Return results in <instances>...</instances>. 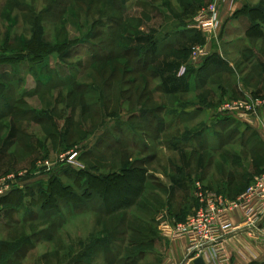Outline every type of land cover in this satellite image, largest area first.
<instances>
[{"label":"rangeland","instance_id":"rangeland-1","mask_svg":"<svg viewBox=\"0 0 264 264\" xmlns=\"http://www.w3.org/2000/svg\"><path fill=\"white\" fill-rule=\"evenodd\" d=\"M229 1L0 0V198L14 192L0 203V264H163L160 215L180 223L202 193L233 201L254 185L264 34L246 32L264 0H238V17ZM209 7L217 28L203 35ZM197 47L206 56L192 60ZM243 102L260 104L253 125L220 111ZM127 170L146 180L131 206L84 199L83 175ZM52 181L81 202L42 209Z\"/></svg>","mask_w":264,"mask_h":264},{"label":"built area","instance_id":"built-area-1","mask_svg":"<svg viewBox=\"0 0 264 264\" xmlns=\"http://www.w3.org/2000/svg\"><path fill=\"white\" fill-rule=\"evenodd\" d=\"M218 16L217 7L202 11L195 18L198 31L203 35L212 34L216 31ZM205 56L206 52L197 47L193 49L191 59L197 60ZM258 105L260 104L253 102L233 103L223 106L220 111L236 115L246 124L253 125L258 120ZM78 155L77 152H70L66 155V161L72 163ZM5 189L9 190L10 186L7 185ZM200 197L199 210L183 222L171 224L163 215L157 218L165 240L187 243L185 264H193L198 258L205 262L207 259L211 260L215 264L230 262L226 241L239 233L246 232L253 240H264V172L256 178L254 185L236 200L228 201L212 192L202 193ZM235 210L244 214L243 220L238 224L234 223L232 217ZM173 262L174 260L167 258L163 264Z\"/></svg>","mask_w":264,"mask_h":264},{"label":"trees","instance_id":"trees-1","mask_svg":"<svg viewBox=\"0 0 264 264\" xmlns=\"http://www.w3.org/2000/svg\"><path fill=\"white\" fill-rule=\"evenodd\" d=\"M242 14V11L236 13L235 17H238ZM256 24L254 26H250L246 35L248 38L252 35V32L256 31L263 35V30L261 29V24H264V16H259L256 18ZM259 21V22H258ZM253 37V36H251ZM43 49H47L46 47H42ZM84 174V172H82ZM87 176L86 184L87 191L84 194V199L88 200L90 197H93V193H96L103 202V205L108 213H114L116 210H122L123 207L131 206V204L135 203V201L140 198L141 192L143 190L145 180V174L142 170H127L122 174H112L106 176H96L93 174L83 175V177ZM14 193V192H13ZM5 196L0 198V203L6 201L10 196ZM45 193V197H47V204L49 206H42V209H57V200H63L67 203H80L81 198H79L76 194L69 191L68 188H64L57 181H52L49 187V191ZM131 197L133 200L130 202L125 196ZM122 204L120 205L119 203ZM51 203V204H50ZM118 203V204H117ZM46 204V205H47ZM53 204H55L53 206ZM2 243V242H0ZM0 246L8 247L7 244H0Z\"/></svg>","mask_w":264,"mask_h":264},{"label":"crops","instance_id":"crops-1","mask_svg":"<svg viewBox=\"0 0 264 264\" xmlns=\"http://www.w3.org/2000/svg\"><path fill=\"white\" fill-rule=\"evenodd\" d=\"M228 10L233 17L240 10L238 0H230L227 4ZM233 221L235 224L243 220L244 214L241 211L235 210L232 212ZM169 247L166 253L165 260L170 258L174 260L173 264H185L187 258V243L185 241L169 242ZM230 262L225 264H264V240H253L249 234L239 233L226 241ZM206 264H215L211 260H206Z\"/></svg>","mask_w":264,"mask_h":264},{"label":"water","instance_id":"water-1","mask_svg":"<svg viewBox=\"0 0 264 264\" xmlns=\"http://www.w3.org/2000/svg\"><path fill=\"white\" fill-rule=\"evenodd\" d=\"M193 264H205V261L202 258H198L194 261Z\"/></svg>","mask_w":264,"mask_h":264}]
</instances>
